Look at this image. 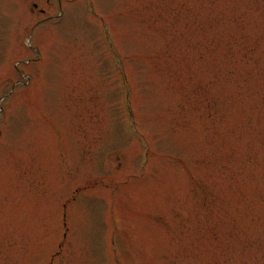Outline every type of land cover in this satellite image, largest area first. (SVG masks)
<instances>
[{
	"label": "rangeland",
	"instance_id": "obj_1",
	"mask_svg": "<svg viewBox=\"0 0 264 264\" xmlns=\"http://www.w3.org/2000/svg\"><path fill=\"white\" fill-rule=\"evenodd\" d=\"M0 264H264V0H0Z\"/></svg>",
	"mask_w": 264,
	"mask_h": 264
}]
</instances>
